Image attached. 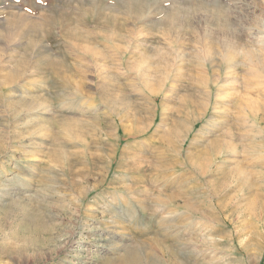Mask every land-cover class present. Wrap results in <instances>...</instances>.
I'll return each mask as SVG.
<instances>
[{"label":"rangeland","instance_id":"obj_1","mask_svg":"<svg viewBox=\"0 0 264 264\" xmlns=\"http://www.w3.org/2000/svg\"><path fill=\"white\" fill-rule=\"evenodd\" d=\"M0 264H264V0H0Z\"/></svg>","mask_w":264,"mask_h":264},{"label":"bare ground","instance_id":"obj_2","mask_svg":"<svg viewBox=\"0 0 264 264\" xmlns=\"http://www.w3.org/2000/svg\"><path fill=\"white\" fill-rule=\"evenodd\" d=\"M43 229V228H42ZM41 232H42V230H41ZM40 235H42V234H40ZM35 238V237H34ZM37 238V237H36ZM40 238V237H39ZM26 239V238H25ZM30 239V238H29ZM35 240V239H34ZM30 242H32V241H30Z\"/></svg>","mask_w":264,"mask_h":264}]
</instances>
